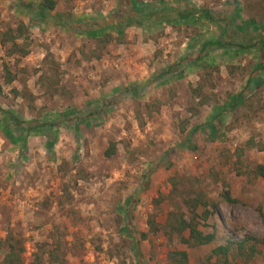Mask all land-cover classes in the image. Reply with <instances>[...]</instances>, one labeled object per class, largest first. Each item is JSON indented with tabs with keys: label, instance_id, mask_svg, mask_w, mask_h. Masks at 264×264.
Instances as JSON below:
<instances>
[{
	"label": "rangeland",
	"instance_id": "1",
	"mask_svg": "<svg viewBox=\"0 0 264 264\" xmlns=\"http://www.w3.org/2000/svg\"><path fill=\"white\" fill-rule=\"evenodd\" d=\"M54 2L50 13L71 24L122 19L127 5L138 13L206 6L264 38V0ZM13 3L0 0V32L21 21L26 29L15 43L26 53L0 45V108L25 123L55 122L25 132V123L0 113V238L10 231L21 240L23 264H176L168 257L174 250L186 253L184 264H215L210 250L225 234L264 237V178L248 172L264 164L257 46L210 50L156 78L221 35V26L193 15L79 33ZM2 64L14 75L9 84ZM194 196L204 202L196 213L213 210L197 226L216 229L206 245L183 244L166 227L170 211L189 216L182 199ZM256 248L246 264H264V243Z\"/></svg>",
	"mask_w": 264,
	"mask_h": 264
},
{
	"label": "trees",
	"instance_id": "2",
	"mask_svg": "<svg viewBox=\"0 0 264 264\" xmlns=\"http://www.w3.org/2000/svg\"><path fill=\"white\" fill-rule=\"evenodd\" d=\"M54 4V0H40L37 3L14 0L13 3L15 7L20 9L35 10L39 16V21L41 22L51 23L52 25L60 26L67 30L69 29L79 33L106 24L118 28L130 25L152 26L159 22L185 20L193 15H200L206 21L214 22L221 26V35L213 39L203 41L196 54L186 55L185 58L178 59L176 62L169 64L166 68L159 69L156 73V78H160L161 76H165L166 74L175 71L183 61L191 62L197 60L208 51L221 48H237L240 50H246L257 46L261 58L260 65L264 59V38L258 37L253 39L254 34L251 31H239L237 24L233 21L230 13L223 9L216 10L206 6H186L181 8H163L147 13H138L127 5V9L130 14L122 17V19H118L116 16H109L107 20L106 18L99 20L82 19L75 24H71L67 20L55 17L50 13ZM25 29V25L21 21H18L14 29L7 28L6 30L0 32V45L4 46L5 44L10 43V47L14 51H18L19 56H23L26 53V50L15 43V40L23 35ZM102 40L103 42H107L110 39L108 35H104ZM11 48L8 52L9 54L13 53ZM2 71L4 83H11L14 80V75L11 71H9L5 64H2ZM39 77L47 80V76L45 77L43 73H40ZM23 90V95L31 100V93L26 89ZM12 91L15 94H19L20 92L15 89H12ZM0 113L4 114L6 119L15 125L25 123L24 121L17 119L9 111L0 108ZM53 125H55L54 121H41L34 124L25 123V132ZM112 153V146L108 147L103 152L104 156H110ZM248 172H250L252 177L264 178V164H256ZM224 198L227 202H234V199L230 198L227 192L225 193ZM182 200L183 204L189 211V216L185 217V215L181 212L170 211L167 215L166 221V227L168 230L178 236L181 243L188 246H200L211 243L217 236L215 227H211V232H203L198 229L197 226L200 225V221H202L204 225L208 214L212 213L213 210L211 209L207 212V210L203 209L200 213H196L195 209L197 208V205L204 207V202L201 198H199V196L183 198ZM185 231L187 232L186 236L183 235ZM263 243L264 237L246 235L240 240H236L230 235L225 234L221 243H218L211 248L209 255L214 257L215 264H230V255H233V257L238 256V258L241 259L242 264H246V262H248V260L251 259L255 253H257L258 250L256 246ZM168 257L170 258V261L176 264H184L186 262V253L183 250L169 251ZM0 264H23L22 242L10 231H7L6 235L0 238ZM58 264L62 263L59 262Z\"/></svg>",
	"mask_w": 264,
	"mask_h": 264
},
{
	"label": "crops",
	"instance_id": "3",
	"mask_svg": "<svg viewBox=\"0 0 264 264\" xmlns=\"http://www.w3.org/2000/svg\"><path fill=\"white\" fill-rule=\"evenodd\" d=\"M168 22L171 23V21H168ZM162 23H163V22H162ZM165 23H166V22H165ZM156 25H158V24L156 23V24H154V25H152V26H150V27H154V26H156ZM86 31H87V30H86ZM81 33H82V32H81ZM83 33H85V31H83ZM212 39H213V38H212ZM206 40H207V39H206ZM204 41H205V40H204ZM202 42H203V41H202ZM202 42H201V43H202ZM199 46H200V45H199ZM182 47H183V41L180 43V47H179V48H182ZM167 66H168V65H167ZM167 66H166V67H167ZM166 67L164 66L163 68H166ZM160 69H161V68H160ZM158 70H159V69H158ZM158 70H157V71H158ZM157 71H156V72H157Z\"/></svg>",
	"mask_w": 264,
	"mask_h": 264
}]
</instances>
